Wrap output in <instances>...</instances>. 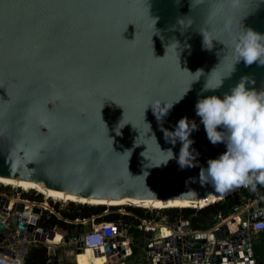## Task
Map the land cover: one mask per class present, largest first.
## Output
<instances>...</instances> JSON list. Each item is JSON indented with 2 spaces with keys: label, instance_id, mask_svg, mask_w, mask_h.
<instances>
[{
  "label": "water",
  "instance_id": "water-1",
  "mask_svg": "<svg viewBox=\"0 0 264 264\" xmlns=\"http://www.w3.org/2000/svg\"><path fill=\"white\" fill-rule=\"evenodd\" d=\"M247 29L264 35V0H0V176L108 201L225 193L205 169L226 147L195 104L241 79L264 89V65L235 54Z\"/></svg>",
  "mask_w": 264,
  "mask_h": 264
},
{
  "label": "built area",
  "instance_id": "built-area-1",
  "mask_svg": "<svg viewBox=\"0 0 264 264\" xmlns=\"http://www.w3.org/2000/svg\"><path fill=\"white\" fill-rule=\"evenodd\" d=\"M239 192L236 194L242 204L227 215L218 213L214 217V224L207 230L192 228L183 217L167 222L165 218L158 217L157 212L152 213L149 218H138L135 228L142 232L140 248L144 258H138L131 264H256L251 248V235L264 229V218L254 221L257 213H250V208L258 205L262 209L264 206H260L258 200H252ZM58 202L51 201L34 189L23 190L0 184V223L4 225L0 231V235L4 236L0 246L15 253L13 257L0 253V264H23L24 254L31 245L45 247L48 254L52 247L68 244L64 237L71 234L59 230L56 225L44 228L39 224L52 217L67 224L81 226L84 247L91 248L95 253L100 252L101 248L106 252V248L110 246V250L115 252L106 256L107 260L115 258L121 261L113 264H125L124 260L133 257L130 245L134 243V238L121 220L97 224L95 217L67 219L61 215L60 210L64 208H60ZM18 203L22 204V211L16 210ZM118 211L133 215L122 207ZM13 215H18L19 220L25 223L24 230L11 224ZM56 232L61 235L57 242L50 238V234ZM223 232L226 234L222 235ZM244 234L247 235L246 238ZM235 236L238 238L231 240ZM110 239L113 241L111 244ZM5 241H9V244L4 245ZM69 244H73L76 249V242ZM23 249L24 253L21 254L20 250ZM118 254L121 255L120 258H117ZM107 260L103 264H107Z\"/></svg>",
  "mask_w": 264,
  "mask_h": 264
},
{
  "label": "clouds",
  "instance_id": "clouds-1",
  "mask_svg": "<svg viewBox=\"0 0 264 264\" xmlns=\"http://www.w3.org/2000/svg\"><path fill=\"white\" fill-rule=\"evenodd\" d=\"M235 54L245 65H264V35L247 29L235 43ZM220 87L212 89L205 84L202 92ZM195 113L209 141L226 147L218 157L207 161L205 169L216 190L226 192L243 186L254 191L257 185H264V89L248 88L241 79L223 97L200 95ZM180 127L186 130L187 122L182 120Z\"/></svg>",
  "mask_w": 264,
  "mask_h": 264
},
{
  "label": "trees",
  "instance_id": "trees-1",
  "mask_svg": "<svg viewBox=\"0 0 264 264\" xmlns=\"http://www.w3.org/2000/svg\"><path fill=\"white\" fill-rule=\"evenodd\" d=\"M244 189V190H243ZM243 196H249L252 200H258L260 206H264V185H257L253 191L251 188H242L239 192ZM30 196V195H29ZM242 203L238 201V195L226 196L224 199L218 200L213 204H208L202 208L193 207H171L165 209L149 210L143 207H137L132 205H110L107 207L105 204L88 205L70 202L67 207L60 210L61 215L67 219L75 218H91L98 224L100 222H111L121 220L126 226H128L129 233L134 238V243L130 245L133 256H137L138 250L142 243V232L135 228L140 217H152V213L157 212L158 217L165 218L167 222L175 220L177 217H183L186 219L190 226L195 229L207 230L214 224V217L218 213L225 215L233 212ZM122 206L127 212L133 215L121 214L118 209ZM57 207V206H56ZM107 210V211H105ZM44 228H50L56 225L60 230L65 231L67 234H78L82 231L81 226H75L73 224H67L62 220L50 218L47 221H40L39 223ZM251 248L253 256L256 260V264H264V229L251 235ZM56 257L47 254L46 248L41 245H31L27 248L23 257V264H50L51 260ZM130 258H127L128 260ZM125 261V260H124ZM120 262V261H119ZM59 264H74L70 261L63 260Z\"/></svg>",
  "mask_w": 264,
  "mask_h": 264
},
{
  "label": "bare ground",
  "instance_id": "bare-ground-1",
  "mask_svg": "<svg viewBox=\"0 0 264 264\" xmlns=\"http://www.w3.org/2000/svg\"><path fill=\"white\" fill-rule=\"evenodd\" d=\"M0 184L5 186H12L18 187L23 190H30L34 189L39 193L44 194L46 197L56 200V201H66V202H75L80 204H88V205H98V204H105V205H121V204H130L137 207L143 208H156V209H165L171 207H204L207 204L215 203L220 199H224L226 196L233 195L240 191L243 186L235 187L230 189L229 191L213 196L211 198L206 197L200 199L199 201H178V200H169V201H136V200H98V199H91L80 197L77 195H72L68 193H63L62 191H57L51 188H47L40 183L35 181H28V180H18V179H11L7 177L0 176ZM244 190V189H243ZM61 238V235L56 232L52 233L51 239L57 242ZM77 254V262L78 264H95L98 260H107L106 252L104 248L100 249V252L95 253L91 248L84 247L80 252H76Z\"/></svg>",
  "mask_w": 264,
  "mask_h": 264
},
{
  "label": "rangeland",
  "instance_id": "rangeland-1",
  "mask_svg": "<svg viewBox=\"0 0 264 264\" xmlns=\"http://www.w3.org/2000/svg\"><path fill=\"white\" fill-rule=\"evenodd\" d=\"M48 199H50V198H48ZM52 200L53 199H51V201ZM58 203H59L60 208H65L67 206V204L70 203V202L59 201ZM117 207H122V206H117ZM128 235H129V233H128ZM52 248L53 249H50V253H48V255L56 257V260L54 261V258H53L51 260L50 264H59L63 260H67V261H70V262H72L74 264H78V262H77V254H76L77 251H76L75 246L73 244H69V243L68 244H61V245H58V246H54ZM138 252L139 253L137 254V256L135 255L132 258H130L128 260H125L124 261L125 264H131V263L137 261L138 258L140 260H142L144 258V256H143L144 253H143L142 248H139ZM107 261H108L107 263L113 264L115 262H119L120 260L119 259L116 260L115 258H109ZM95 264H103V263L102 262H97Z\"/></svg>",
  "mask_w": 264,
  "mask_h": 264
},
{
  "label": "crops",
  "instance_id": "crops-1",
  "mask_svg": "<svg viewBox=\"0 0 264 264\" xmlns=\"http://www.w3.org/2000/svg\"><path fill=\"white\" fill-rule=\"evenodd\" d=\"M255 234V233H254ZM253 235V234H252ZM104 261H106V260H98V262H102V263H104ZM97 263V262H96Z\"/></svg>",
  "mask_w": 264,
  "mask_h": 264
},
{
  "label": "snow or ice",
  "instance_id": "snow-or-ice-1",
  "mask_svg": "<svg viewBox=\"0 0 264 264\" xmlns=\"http://www.w3.org/2000/svg\"><path fill=\"white\" fill-rule=\"evenodd\" d=\"M221 192V191H220Z\"/></svg>",
  "mask_w": 264,
  "mask_h": 264
}]
</instances>
